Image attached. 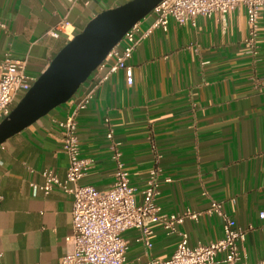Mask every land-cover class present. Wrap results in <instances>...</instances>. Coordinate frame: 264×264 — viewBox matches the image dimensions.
Returning a JSON list of instances; mask_svg holds the SVG:
<instances>
[{
    "label": "crops",
    "instance_id": "crops-1",
    "mask_svg": "<svg viewBox=\"0 0 264 264\" xmlns=\"http://www.w3.org/2000/svg\"><path fill=\"white\" fill-rule=\"evenodd\" d=\"M127 1L0 0V62L26 61L27 73L38 78L95 16ZM155 18L150 13L137 24V37ZM247 34L244 9L154 29L129 62L133 83L125 70L112 74L77 121L81 156L91 162L82 183L109 188L116 152L138 193L159 168L162 211L202 213L178 225L189 244L223 237L222 220L206 212L212 200L221 201L234 225L247 231L241 247L255 264L264 260V8L257 57L248 52ZM102 74H92L69 102L0 146V264H58L65 254L72 198L31 183L43 184L45 169L65 179L69 160L57 121L75 111ZM154 230L151 248L137 240V229L124 233L130 264L172 256L180 235L161 225Z\"/></svg>",
    "mask_w": 264,
    "mask_h": 264
},
{
    "label": "built area",
    "instance_id": "built-area-1",
    "mask_svg": "<svg viewBox=\"0 0 264 264\" xmlns=\"http://www.w3.org/2000/svg\"><path fill=\"white\" fill-rule=\"evenodd\" d=\"M262 8L264 0H163L152 11L156 18L146 33L137 37L136 24L111 49L106 59L92 73L103 74L82 96L75 111L57 121L62 149L69 160L65 179L61 180L52 170L45 169L42 171L44 183H31L34 190L42 189L47 194L54 188H60L72 198L73 231L65 239L67 249L58 264H130L127 257L130 243L124 233L137 229L140 232L137 240L151 248L156 225H161L168 234L178 233L181 239L168 260L151 258L147 264H250L241 247L247 231L234 225L221 201L212 200L206 212L222 220L223 237L206 244H189L188 234L180 232L178 225L186 218H198L202 213L187 210L182 214H168L162 211L157 203L161 184L159 168L149 172L145 186L138 193L137 188L131 184L129 173L119 158L120 154L116 152L115 181L109 188L98 189L82 183L91 162L81 156L77 114L89 106L98 86L119 70H125L127 82L132 84L133 68L129 62L141 40L156 28L167 30L171 21L181 25L187 22L195 25L198 16L224 18L231 11L244 9L248 23L245 43L248 52L257 57ZM26 69V61L6 58L0 62V121L10 114L17 101L37 79L28 74ZM112 137L113 132L110 131L108 138ZM165 180L170 181V178ZM260 217L264 218V210L260 212ZM2 255L0 250V258ZM255 264H264V260Z\"/></svg>",
    "mask_w": 264,
    "mask_h": 264
},
{
    "label": "water",
    "instance_id": "water-1",
    "mask_svg": "<svg viewBox=\"0 0 264 264\" xmlns=\"http://www.w3.org/2000/svg\"><path fill=\"white\" fill-rule=\"evenodd\" d=\"M163 0H129L95 16L0 121V146L55 108L69 102L124 35Z\"/></svg>",
    "mask_w": 264,
    "mask_h": 264
}]
</instances>
